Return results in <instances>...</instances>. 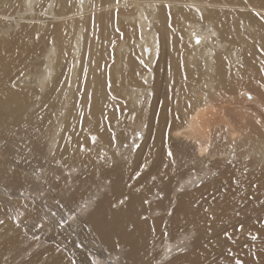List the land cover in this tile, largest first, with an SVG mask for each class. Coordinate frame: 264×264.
Segmentation results:
<instances>
[{
	"label": "bare ground",
	"instance_id": "1",
	"mask_svg": "<svg viewBox=\"0 0 264 264\" xmlns=\"http://www.w3.org/2000/svg\"><path fill=\"white\" fill-rule=\"evenodd\" d=\"M7 180L19 264H264V0H0Z\"/></svg>",
	"mask_w": 264,
	"mask_h": 264
},
{
	"label": "rangeland",
	"instance_id": "2",
	"mask_svg": "<svg viewBox=\"0 0 264 264\" xmlns=\"http://www.w3.org/2000/svg\"><path fill=\"white\" fill-rule=\"evenodd\" d=\"M138 141H139V138H138ZM133 148L135 149V145ZM36 165H37L36 167L39 168L38 169L39 172L40 171L44 172L41 174L42 176H44V177L48 176V169L47 170L46 169L44 170L42 168L40 169V167H45V165H42V163H37ZM73 173L74 172H72V171H67V172H64V175L68 178L69 176L73 175ZM62 177L55 178L54 180L55 181L65 180ZM65 182L67 185V181H65ZM9 183L10 182L7 180L6 185H4V186L2 185V187H1L2 189L0 188V206L1 205L4 206L6 214H8L10 216L9 218L12 220V225H13L14 230L17 229L16 235H19L18 237L20 239V243H19L20 247H18L17 250H14L17 247H14L13 250H10V251L8 250V252L4 256L0 255V264H4L6 261H12L13 264H19V263H23V262L27 263L26 261L28 260V262H30L31 257L34 256L33 253H35L38 250L45 249L46 246L48 245V237L40 235V232L43 230V228L45 230L46 226H48V224L42 219V217H44V216L40 217L39 221H41V222H39V224H41V227H39V228L35 227L36 223L31 221L30 206H31V203H33V198L38 197L37 194L31 193V191H26L25 193L22 192L23 198L22 197L16 198L15 193H14L15 188L13 187L12 184H9ZM31 196H33V197L31 198ZM16 199L17 200L19 199L18 205L15 204V201H17ZM43 201H44V204H43L44 209H46V207H48V206L50 208L52 207L51 203L49 201H45V200H43ZM10 204L12 205V209H14V210L11 212H8L7 208L10 206ZM87 210H88V208H87ZM87 210L86 211H79L78 212V213H80V214H78V216L80 215L79 218L84 217ZM83 212H85V213H83ZM44 225H46V226H44ZM34 228H36L35 231H34ZM18 237H16V238H18ZM185 251L186 250H183V253ZM30 255H31V257H30ZM170 256H173V254H171ZM26 257H28V258H26ZM32 258H34V257H32ZM22 260H23V262H22ZM104 263L105 262L102 261V264H104Z\"/></svg>",
	"mask_w": 264,
	"mask_h": 264
},
{
	"label": "snow or ice",
	"instance_id": "3",
	"mask_svg": "<svg viewBox=\"0 0 264 264\" xmlns=\"http://www.w3.org/2000/svg\"><path fill=\"white\" fill-rule=\"evenodd\" d=\"M197 42H199V41H197ZM257 123H259V121H257ZM169 155H171V153H169ZM125 199H126V198H125ZM56 203H57L58 205H60L61 207H63V205L61 204L60 201H57ZM121 203H123V201H121ZM87 206H88V202L86 201V202L83 203V204H79L78 210H79V211H86V210H87ZM113 207H115V205H113ZM70 210H71V209H70ZM51 215H52V216H55V215H56V212H52ZM3 223H4V221H3V220H0V224H3ZM36 227H37V228L41 227V224L37 223V224H36ZM163 235H164V237L166 238V237L168 236V233L165 232ZM237 264H240V262L238 261Z\"/></svg>",
	"mask_w": 264,
	"mask_h": 264
}]
</instances>
